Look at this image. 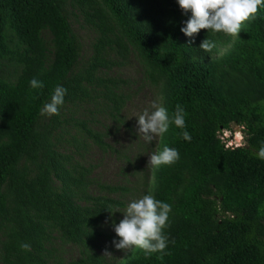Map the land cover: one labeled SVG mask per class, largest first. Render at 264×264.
Segmentation results:
<instances>
[{"label":"trees","instance_id":"obj_1","mask_svg":"<svg viewBox=\"0 0 264 264\" xmlns=\"http://www.w3.org/2000/svg\"><path fill=\"white\" fill-rule=\"evenodd\" d=\"M189 16L175 0H0V264H66L65 246L78 251L67 264H264V160L253 155L264 142V7L237 36L185 37ZM73 23L92 34L86 59ZM204 39L211 51L199 48ZM130 56L167 113L183 109L185 128L170 125L155 145L179 159L140 178L139 194L171 205L167 247L150 255L132 247L110 261L95 243L112 238L105 232L124 204L109 195L127 190L91 194L92 169L71 150L80 158L88 142L106 146L83 105L120 112V81L106 72ZM32 78L43 87L31 88ZM57 85L67 89L64 104L43 116ZM231 124L243 127L246 146L224 147L218 133Z\"/></svg>","mask_w":264,"mask_h":264},{"label":"clouds","instance_id":"obj_2","mask_svg":"<svg viewBox=\"0 0 264 264\" xmlns=\"http://www.w3.org/2000/svg\"><path fill=\"white\" fill-rule=\"evenodd\" d=\"M175 2L185 13H190L180 28V32L185 37H193L201 29L237 36L241 23L254 15L260 7H264V0H175ZM213 47L214 44L207 39L199 45V48L205 52L211 51ZM29 86L33 89L41 88L43 83L32 78L29 80ZM66 94L67 89L57 85L50 99L43 104L40 114L58 115ZM161 101L162 95L157 96L149 108L136 117L137 132L142 134L147 142H151L153 136L165 133L170 125L180 129L185 128L183 109L178 107L170 116ZM241 129L243 130V127ZM227 131L229 129H223L218 133L225 148L246 146L244 137L238 145L231 143L232 133L225 136ZM181 138L184 141L191 140L187 130L181 133ZM253 155L257 159L264 160V142H261L259 149ZM178 159L177 149L165 145L147 157V164L156 168L161 165H171ZM170 212L169 203L158 201L151 194H143L130 200L123 212V218L119 223L113 224V232L118 238L113 240L114 247L119 250L135 247L144 251L146 255L163 252L168 245V237L164 229L169 222ZM20 247L30 251V245L27 243H22Z\"/></svg>","mask_w":264,"mask_h":264},{"label":"rangeland","instance_id":"obj_3","mask_svg":"<svg viewBox=\"0 0 264 264\" xmlns=\"http://www.w3.org/2000/svg\"><path fill=\"white\" fill-rule=\"evenodd\" d=\"M73 28L80 37L82 55L86 59L91 53L90 42L92 34L78 23H73ZM121 63L123 64L114 66L106 72L107 77L120 81L118 94L125 97L120 112L110 115L107 110H103L101 104L96 106L95 110V106L91 104L83 105L84 114L87 117L85 120L93 122L90 125L94 131L103 133L106 146L100 149L97 145L88 142L84 150L80 149V158L78 154H75V149L71 150L73 161H78L86 167L90 166L92 169L89 174V177L94 182L90 189L91 194H98V188L102 185L127 190L125 192L118 190V193L109 195H122L121 200L124 203L122 208H117L118 214H114L110 220L112 227L114 223H119L123 218L127 203L141 195L139 194L142 190L140 178L142 174L147 177L149 175L151 165L147 164V157L155 152V145L159 138V136H153L151 142L145 141L143 135L137 132L136 117L146 108H149L151 102L160 94L148 83H143L140 65L133 57L130 56ZM98 102L100 101L98 100ZM229 133H232L231 143L238 145L242 142L241 138L244 135L241 126L231 124L225 136H228ZM64 138L66 136H63L62 140ZM60 147L61 149L63 147L70 149L71 145L61 142ZM105 195L107 194L105 193ZM115 218L116 220H114ZM105 225L108 226V224ZM110 229V233L102 229L105 233L110 234L112 238H109L108 235L100 237L95 243L97 252L107 260H121L130 248L127 250L116 249L113 245V240L118 238L112 232L113 228L110 227ZM58 250L63 262L66 264L78 257L76 248L65 246L61 249L58 247Z\"/></svg>","mask_w":264,"mask_h":264}]
</instances>
